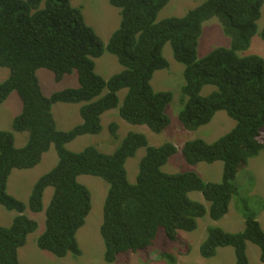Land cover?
I'll return each mask as SVG.
<instances>
[{
    "label": "trees",
    "instance_id": "trees-1",
    "mask_svg": "<svg viewBox=\"0 0 264 264\" xmlns=\"http://www.w3.org/2000/svg\"><path fill=\"white\" fill-rule=\"evenodd\" d=\"M72 1L0 0V68L10 70L8 79L0 84V104L17 92L23 109L13 122V131L29 133L28 144L16 148L14 134L0 131V205L18 214L11 227L0 222V264H21L19 250L38 229V223L25 214L26 205L7 193L8 180L14 170L39 165L52 147L59 162L39 179L28 204L31 212H42L46 189H54L46 210V229L37 245L59 258L81 254L77 233L91 211V196L78 178L96 176L109 185L100 230L108 263L121 255L152 249L164 240L176 244L180 231L196 230L206 207L190 199L193 192H201L210 204L211 218L221 220L237 194L234 180L238 172L264 149V58L239 56L257 34L264 0H208L184 17L160 22L158 15L170 0H109L120 10L121 23L107 45ZM214 17L231 38V46L199 59L202 26ZM261 37L264 40V29ZM167 43L175 60L185 65V100L179 114L183 128L197 131L219 112H226L236 123L212 144L198 138L182 147L189 165L223 162L221 183H206L194 172L165 173L163 167L178 152L176 146H151L144 134L130 132L113 154L95 146L81 152L67 148L81 136L100 134L102 116L118 108L124 121L154 133L170 125L166 108L173 96L152 87L154 74L169 66L163 56ZM105 52L123 67L109 79L96 73L95 60ZM40 69L54 73L57 82L76 72L79 87L46 97L37 79ZM206 86L215 90L202 96ZM123 89L127 94L120 106L118 94ZM59 103L82 104V123L69 131L58 130L53 108ZM111 128L116 138L117 124L112 123ZM140 149L146 154L137 181L131 184L126 162ZM247 243L260 248L264 263V231L254 213L245 214L241 233L210 228L200 252L203 258H211L219 248L233 247L236 264H250ZM161 258L171 257L164 250Z\"/></svg>",
    "mask_w": 264,
    "mask_h": 264
},
{
    "label": "rangeland",
    "instance_id": "rangeland-1",
    "mask_svg": "<svg viewBox=\"0 0 264 264\" xmlns=\"http://www.w3.org/2000/svg\"><path fill=\"white\" fill-rule=\"evenodd\" d=\"M208 0H170L160 11L157 21L172 17H184L189 11L198 8ZM72 6L81 9L86 23L91 26L100 37L101 42L107 45L112 34L121 23L120 10L113 7L109 0H73ZM264 29V4L261 17L258 21L257 34L252 38L250 48L240 52L242 58L261 56L264 58V40L261 33ZM231 38L223 30L218 18L204 22L202 34L198 41V58L207 57L218 48H229ZM163 56L168 62V68L157 71L152 79V87L156 92H170L173 96L171 103L166 108L170 125L161 133H154L146 126H134L124 121L119 108L106 112L102 116L103 130L98 135L81 136L70 143L67 148L72 152H81L87 147L95 146L106 154H113L124 142L130 132L144 134L151 146L159 147L171 143L177 148V153L170 158L163 167L167 174L176 175L188 172L197 173L206 183H221L223 177V162L213 164L199 163L189 165L182 154L183 145L195 139H202L209 144L216 142L228 134L236 125L226 112H219L206 126L197 131H187L183 128L179 114L184 106L183 88L185 85V65L175 60L172 47L169 43L164 46ZM96 73L104 79L120 73L123 67L118 59L105 52L95 60ZM10 76V70L0 68V84ZM39 85L46 97L56 92L79 87L76 72L66 75L61 82H57L54 73L46 69L37 72ZM215 90L212 86L203 88L201 95L208 96ZM127 90L119 92L120 106L122 105ZM82 104L59 103L54 106L53 114L57 128L60 131H69L82 123L80 108ZM23 102L17 92L10 94L8 99L0 104V131L12 132L16 148H23L29 142L28 132H14L13 122L22 113ZM117 124L116 138L113 137L111 124ZM264 135V127L262 129ZM146 150L140 149L136 155L126 162L127 178L135 184L139 173V165L145 156ZM59 158L54 147L44 154L39 165L28 170H14L8 180L7 193L26 205L25 214L38 223V229L27 237L26 245L19 250L21 264H236V254L233 247H223L217 250L214 257L203 258L200 252L202 244L208 238L210 228H218L229 233H241L245 230V214L254 213L264 231V149L255 158L249 160L248 165L242 168L235 180L237 194L232 199L229 211L221 220L214 221L210 216V204L205 201L201 192L189 195L192 201L201 202L206 207L204 217L197 219V228L192 232H179L180 241L168 244L165 240L147 251L121 255L114 263L106 262L105 245L101 236L103 224L104 205L109 190V185L102 178L84 175L78 182L86 187L91 196V211L85 225L77 233V242L81 250L79 256L68 254L59 258L50 252L39 249L38 238L46 229V210L54 195V189L49 187L44 193L43 210L33 213L28 208L33 189L39 179L51 172L58 164ZM18 214L7 210L0 205V222L4 227H11ZM160 239H163L161 235ZM167 244V245H166ZM167 247H166V246ZM166 248V249H165ZM166 250L172 258H161V253ZM246 254L250 264H264L261 261L260 248L253 243H247Z\"/></svg>",
    "mask_w": 264,
    "mask_h": 264
},
{
    "label": "crops",
    "instance_id": "crops-1",
    "mask_svg": "<svg viewBox=\"0 0 264 264\" xmlns=\"http://www.w3.org/2000/svg\"><path fill=\"white\" fill-rule=\"evenodd\" d=\"M215 118V117H214Z\"/></svg>",
    "mask_w": 264,
    "mask_h": 264
}]
</instances>
